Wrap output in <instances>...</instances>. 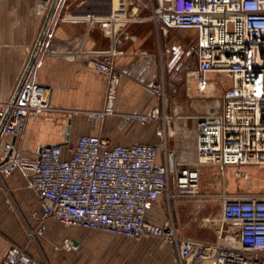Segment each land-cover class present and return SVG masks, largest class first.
<instances>
[{"label": "built area", "instance_id": "1", "mask_svg": "<svg viewBox=\"0 0 264 264\" xmlns=\"http://www.w3.org/2000/svg\"><path fill=\"white\" fill-rule=\"evenodd\" d=\"M150 16L134 9L103 19L112 37L109 50L87 53L91 68L107 78L105 105L84 112L104 122L119 117L128 123L166 122L170 96L165 80L152 86L161 105L149 114L116 110L120 78L116 70L121 34L134 22L154 21L169 29L198 33V65L188 72L206 99L217 103L190 117L196 133V162L191 168L181 162L171 171L170 158L160 163L157 145H111L100 135L82 136L75 146H42L37 158L17 153L16 144H4L2 173L19 167L31 172V187L41 195L40 225L31 229L36 239L55 220L66 226L104 231L141 241L147 237L165 240L176 250L177 264H264V195H231L222 192L220 213L202 222L218 228L216 243L185 238L178 234L170 213L162 225L148 217L149 207L161 197H198L200 168L264 166V0H152ZM224 76L231 79L227 86ZM24 104L9 105L4 134L22 138L34 117L53 119L61 113L51 104L47 86L34 83ZM220 93V96H217ZM208 102V103H209ZM68 154V156H66ZM237 176H246L243 170ZM174 182V183H173ZM173 183V188H171ZM3 264H38L25 249L13 246Z\"/></svg>", "mask_w": 264, "mask_h": 264}, {"label": "crops", "instance_id": "2", "mask_svg": "<svg viewBox=\"0 0 264 264\" xmlns=\"http://www.w3.org/2000/svg\"><path fill=\"white\" fill-rule=\"evenodd\" d=\"M53 2L0 0V122L9 105L14 100L21 101L22 92L17 98L16 93ZM141 3L142 0L58 1L25 84L47 86L52 106L62 112L54 115L53 119L31 118L24 137L17 138V153L35 159L42 146L67 148L75 146L82 136L100 135L111 145H157L160 147L159 161L165 163L166 153L162 154L163 146L158 138V134L163 133L165 144L171 148L169 151L175 153L173 168L179 162L186 164L184 161L188 159L184 151L191 148L189 145L193 146L196 159V133L190 117L217 106V103L191 97L190 90L187 96L182 90L179 93L168 92L169 96L174 94V100L170 102L169 119L163 127L160 121L125 123L119 117L99 122L84 113L103 109L106 100L107 78L91 68L87 56L92 50H109L113 46L112 37L102 20L132 9L140 17L147 18L142 16L147 9L142 8ZM170 31L154 21L142 20L131 23L121 34L116 58L120 78L116 102L118 112L151 113L161 105L160 98L152 90L153 84L163 79L166 82L174 74L188 75L187 59L180 49L175 50V46L185 47L187 44L179 41L174 45L168 37ZM162 36L165 37L164 44ZM197 40L196 31L192 40L196 46V65L191 70L198 65ZM172 88V84L166 82V89ZM184 119L186 127L180 125ZM0 139L1 163L4 144L13 142L14 137L3 131ZM171 161L172 158L170 167ZM226 168L231 176L239 170L245 174L251 171V166ZM31 177L30 171L19 167L0 176V264L13 246L25 249L38 264H177L174 247L155 237L136 241L50 220L44 234L32 239L31 229L36 230L40 225L41 195L31 187ZM171 207L180 236L207 243L218 241V228L202 222L205 217L219 215L221 207L217 198L175 200ZM168 212L163 196L149 207L148 217L154 224L162 225Z\"/></svg>", "mask_w": 264, "mask_h": 264}, {"label": "rangeland", "instance_id": "3", "mask_svg": "<svg viewBox=\"0 0 264 264\" xmlns=\"http://www.w3.org/2000/svg\"><path fill=\"white\" fill-rule=\"evenodd\" d=\"M152 3H153L152 0H142V3H141L142 8L147 9L142 13L143 17L150 16L151 12L149 10L152 11V5H153ZM169 30L171 31L168 37L169 39L173 40L174 45H176L177 42L179 41H183L187 44V46L185 47L175 46V50L180 49L181 52H183L185 58L187 59V66L191 70L196 65V62H195L196 61V46L192 42L196 31L195 30L192 31L188 29H169ZM161 39L164 44L165 37L162 36ZM166 82L171 83L173 87L171 90H167V92L170 91L169 93H175V91L179 93L182 90V93L184 94V96H187V93L190 90L192 93L191 97H194V98L196 97V99H200L206 96V94L200 93L198 91L196 82L190 80L187 74H183V75L180 73L174 74L172 78L168 77ZM224 82L228 86L231 82V79L228 78L227 76H224ZM173 95H170L171 102L172 100H174L172 97ZM217 96H220V93H217ZM176 99L177 98H175V100ZM160 125H162L163 127L165 125V122L160 121ZM158 138L160 140L161 146H163L161 147L162 148L161 151H162V154L164 155L167 149L169 150L171 148L168 146V143L167 145L165 144L167 141L164 139L165 137L163 133L158 134ZM199 177H200L199 196L193 197V198H177L176 200L202 199V198L215 199L214 196H218L220 193L224 191L227 192L228 194H230L229 192L236 193V194L264 193V166H251L250 173L249 174L247 173L246 176H243V177L237 176V172L231 176L230 171L227 168L223 169L219 167L203 166L200 168ZM173 183H171V188H173ZM231 195H234V194H231ZM165 201L169 208V212H168V215H169L170 208H172L171 207L172 203L175 200H173L171 204L169 203L167 198H165ZM171 213H172V210H171Z\"/></svg>", "mask_w": 264, "mask_h": 264}, {"label": "water", "instance_id": "4", "mask_svg": "<svg viewBox=\"0 0 264 264\" xmlns=\"http://www.w3.org/2000/svg\"><path fill=\"white\" fill-rule=\"evenodd\" d=\"M58 1L59 0H54V2H53L52 9L50 11V14H49L47 20H46L44 29L42 31V34H41L39 40H38V43H37V45H36V47L34 49V52L32 54V57H31L29 66H28V68H27V70H26V72H25V74H24V76L22 78V81H21V83H20V85L18 87V90H17V93H16V98L18 97V95L20 94V92H22V96H21V101L20 102L23 103V104H24V98H25L26 92L28 91V89L30 87L29 84H27V85L25 84L26 79H27V76H28V74H29V72H30V70H31V68L33 66L34 60L36 58V55H37V53H38V51H39V49H40V47H41V45L43 43V38H44V36L46 34V30L48 28L50 18H51L52 14H53V12L55 10V7H56ZM14 102H15V100H14ZM10 112H11V108H8L7 112L5 113V115L3 116V118H2V120L0 122V138H1V135H2V132H3V129L5 127V124L7 122V119L9 117V115H10ZM16 141H17V138H14L13 145L16 144ZM0 144H1V139H0ZM51 147L52 146H48V148H51ZM12 156H13V151H11L8 154V156L6 157V159L3 160V162L0 163V168H2L4 165H6L10 161V159L12 158ZM171 158H172V161H171V169L173 170L174 169L173 168V157H171Z\"/></svg>", "mask_w": 264, "mask_h": 264}, {"label": "bare ground", "instance_id": "5", "mask_svg": "<svg viewBox=\"0 0 264 264\" xmlns=\"http://www.w3.org/2000/svg\"><path fill=\"white\" fill-rule=\"evenodd\" d=\"M213 107H215V106H213ZM180 121V120H179ZM182 122H181V126L182 127H186V121H185V119L184 120H181ZM176 123V122H175ZM185 131H187V133H188V130H186V129H184ZM190 141V140H189ZM190 143V142H189ZM191 144V143H190ZM189 147H191V148H189V149H191V150H189L188 148L187 149H185V151H184V154H186V156L185 157H187V159L188 160H185L184 162L186 163L185 164V166H188V168H191V166L192 165H194L195 164V162H196V159H194L195 157H194V151L192 150V147L193 146H191V145H189Z\"/></svg>", "mask_w": 264, "mask_h": 264}]
</instances>
